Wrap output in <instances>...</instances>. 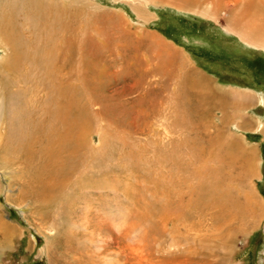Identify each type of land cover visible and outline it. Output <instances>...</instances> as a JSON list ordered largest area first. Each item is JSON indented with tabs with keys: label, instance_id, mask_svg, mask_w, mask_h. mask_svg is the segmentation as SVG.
I'll return each instance as SVG.
<instances>
[{
	"label": "rangeland",
	"instance_id": "1",
	"mask_svg": "<svg viewBox=\"0 0 264 264\" xmlns=\"http://www.w3.org/2000/svg\"><path fill=\"white\" fill-rule=\"evenodd\" d=\"M67 1L85 5L79 27L88 17L121 18V25L109 26L118 27V34L109 30L93 42L82 36L75 64V83L88 90L89 123L97 129L91 144L99 147L104 131L121 150L106 151L104 175H90L102 186L80 191L78 203L69 205L76 207L73 214L65 205L40 204L33 197L20 203L24 166L6 167L13 179L0 167V221L9 227L8 235L0 229V264H264V103L260 108L255 104L264 101V41H244V32L264 28V4ZM155 36L178 51L167 62L173 64L170 71L154 54L158 47L147 46ZM122 47L127 52L118 56ZM3 55L0 51V59ZM205 76L226 91L211 94ZM247 90L257 92L254 106L244 96ZM231 115L255 123H235ZM236 145L253 155L245 156ZM134 158L140 159L136 172ZM177 158L183 160L180 168L172 164ZM167 173L180 174L188 184L180 195L161 201L155 180L162 177L159 183L167 185ZM211 188L227 192L237 204L228 209L233 216L223 222V236L217 239L214 218L227 209L204 207L213 200L206 195ZM173 236L189 241L178 238L182 244L172 245Z\"/></svg>",
	"mask_w": 264,
	"mask_h": 264
},
{
	"label": "bare ground",
	"instance_id": "2",
	"mask_svg": "<svg viewBox=\"0 0 264 264\" xmlns=\"http://www.w3.org/2000/svg\"><path fill=\"white\" fill-rule=\"evenodd\" d=\"M188 3H191V0H188ZM261 4H264V0H260L259 6ZM73 5V2L65 0H0V51L4 53L0 59V167L4 176L13 179L12 173L5 172L8 170L6 167L17 163L24 166L25 178L20 183L21 192L18 197L20 203L26 201L25 198L31 200L29 197H33L40 204H52L57 207L65 205L68 207L66 211H70V214L75 212L76 207L69 205L80 199V191L96 190L99 185L102 186L90 175L91 173L104 175L105 161L108 158L106 151L114 148L113 143L116 142L103 131L99 134L102 135L99 147L95 148L96 146L91 144V135L97 129L95 123H89L88 90L75 83L79 75L75 66L76 54L79 53L82 36L93 42L100 36L104 37L109 30L112 32L116 30L118 34V27L114 30L109 26L122 23L119 16L105 14L95 19L88 17L84 25L79 27L78 15L84 10L85 5L82 4L80 7ZM100 21L103 23L101 26L97 24ZM244 35L245 42L250 41L247 38L250 37L256 38L259 44V41H264L262 38L264 28L250 29L244 32ZM151 39L147 46L154 50V46H158L160 42L155 37ZM255 43L251 44L256 46ZM127 48L122 47L117 55L125 54ZM162 68L167 70L164 64ZM116 146L121 150L119 148L121 144L117 142ZM116 146L114 150L117 149ZM236 147L247 157L253 155V152H247V149H242L238 145ZM132 160L135 161V158ZM128 161L126 160L125 164ZM139 163L140 159L131 165L134 172L139 168ZM172 164L180 168L183 160L177 158ZM156 166L160 169L161 165L156 163ZM167 174H170L167 180L170 183L167 182V185L162 186V182L159 183L162 177L155 180L157 185L154 187L156 194L159 195L158 200L161 201L180 195L188 184L187 179L178 177L180 174ZM167 174L164 179L167 178ZM86 176L90 179L89 184L85 183ZM207 192L206 195L211 197L213 202L210 200L204 207L207 205L210 209L217 205L227 209L221 212L220 218H214L213 227L218 231L215 238H221L223 235L220 236L222 234L220 227L225 225L223 222H227L230 217L228 209L230 207L235 209L237 204L231 202L232 199L229 198L231 195L228 196L227 192L219 188L207 189ZM240 210L238 209V212ZM241 211L244 214V211ZM163 216L170 217L167 213ZM231 223L228 225L231 226ZM0 229L5 235L9 234L7 233L9 227L1 221ZM185 237L178 238L187 240ZM194 237L195 239H192L193 241L190 239V242L196 241V236ZM175 238H172L171 244L180 246L183 241H178L177 236ZM209 252L208 254H211Z\"/></svg>",
	"mask_w": 264,
	"mask_h": 264
},
{
	"label": "crops",
	"instance_id": "3",
	"mask_svg": "<svg viewBox=\"0 0 264 264\" xmlns=\"http://www.w3.org/2000/svg\"><path fill=\"white\" fill-rule=\"evenodd\" d=\"M155 38H156V40H158L159 42H160V45H158V46H154L155 48L156 47H158V48H160V49H158L157 48V50H156V53H154L156 56H162V58H163V60H161L162 62L161 63H163L164 65H165V67L167 66V70H169L170 71V68H171V65H173V64H171V63H169V65L168 64H166L167 62H168V60L170 59V57H173V55L175 56V54H177L178 53V51L177 50H175V49H173L172 47H171V42H169L168 40H166V39H164L162 36H155ZM246 44V43H245ZM249 47H254V46H251V45H249V44H247ZM254 48H257V47H254ZM259 49V48H258ZM153 52V51H152ZM161 58V57H160ZM158 62V61H157ZM166 62V63H165ZM163 64H161V66H163ZM181 66H183V64H180ZM158 66V65H157ZM173 67V66H172ZM178 68H180V67H178ZM193 72V74H197V70L196 71H192ZM206 78H207V82H208V84L209 85H207L208 87H211L210 88V91H211V94H221L222 93V91H223V89H222V87L220 86V87H216L217 85L216 84H214V81H213V79L211 78V77H207V76H205ZM182 84H184V80L182 81V83H181V87H183L182 86ZM184 88V87H183ZM184 90V89H183ZM226 91V90H225ZM225 91H223V92H225ZM247 93H246V95H244V96H249L248 98H247V100L250 98H252V102H251V104H250V107L251 106H254V99H255V96L253 95V93H257L255 90H247L246 91ZM239 94H241V92L239 93ZM242 95V94H241ZM254 98V99H253ZM247 100H245V101H247ZM256 100H258V99H256ZM242 101H244V100H241V102ZM259 101V100H258ZM256 102L255 104L257 105V106H259V108H260V105H262V103H264V101L263 100H261L260 102ZM250 102V101H249ZM247 103H248V101H247ZM248 107V106H247ZM261 110V109H260ZM262 111V110H261ZM231 118L233 119V118H235V123H255V120H253L252 118H243L242 116H234V115H231Z\"/></svg>",
	"mask_w": 264,
	"mask_h": 264
}]
</instances>
